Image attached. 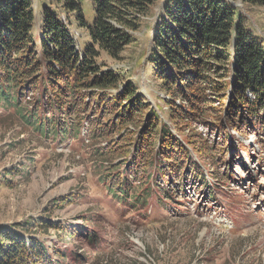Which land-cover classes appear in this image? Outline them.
Wrapping results in <instances>:
<instances>
[{
	"label": "rangeland",
	"instance_id": "1",
	"mask_svg": "<svg viewBox=\"0 0 264 264\" xmlns=\"http://www.w3.org/2000/svg\"><path fill=\"white\" fill-rule=\"evenodd\" d=\"M33 1L36 34L47 7L60 14L79 50L84 49L90 38L78 27L74 15H66L45 0ZM164 3H158L143 19L134 43L120 59L102 54L99 64H106V69L137 87L161 124L181 142H195L198 150L187 144L190 166L203 172L208 188L192 178L184 184L177 176L170 182L165 177L159 180L150 168L142 173L139 159L126 172L137 152L138 127L129 126L120 135L92 138L84 115H51L40 98L43 123L52 116L56 122L66 121L67 133L59 138L39 133L20 118L33 110L31 94L19 112L0 104V227L19 225L18 231L47 246L75 253L59 264H264V135L233 126L223 133L210 122L178 131L170 101L152 79L148 62L152 29L163 14ZM82 5L92 23V1L82 0ZM234 6L264 42V8L240 0ZM71 118L77 120L75 125ZM211 172L219 183L210 180ZM122 179L131 190L124 203L108 188ZM216 184L218 189H211ZM148 188L158 193L143 205L130 203V196ZM86 220L91 222L83 228ZM50 222L66 225L69 237H60V232L48 226ZM28 224L34 225L26 228ZM73 232L77 235L71 239ZM87 236H93V241L88 242Z\"/></svg>",
	"mask_w": 264,
	"mask_h": 264
},
{
	"label": "trees",
	"instance_id": "2",
	"mask_svg": "<svg viewBox=\"0 0 264 264\" xmlns=\"http://www.w3.org/2000/svg\"><path fill=\"white\" fill-rule=\"evenodd\" d=\"M45 1L68 16L74 15L90 40L80 51L69 25L47 7L36 34L33 0H0V104L19 112L23 100L31 94L33 110L20 118L39 133L59 138L67 133L66 121L56 122L54 116L63 113L84 115L92 138L120 135L129 126L138 127L137 152L126 172L128 167L134 169L139 159L142 173L150 168L159 180L165 177L170 182L177 176L184 184L192 178L208 188L203 172L190 166L187 144L198 150L195 142H181L161 124L137 87L106 69V64H99L102 54L120 59L134 43L143 19L163 0H91L92 23L86 19L82 0ZM236 1L165 0L163 14L152 29L148 56L152 79L168 97L172 120L180 132L210 122L223 133L233 126L264 135V42L248 27L234 6ZM240 1L264 8V0ZM40 98L43 109L48 105V113L54 115L45 123L40 117ZM71 120L73 125L77 123ZM156 140L157 145L153 144ZM210 177L220 182L216 173L211 172ZM108 188L123 203L131 192L125 179ZM211 189H218V185ZM211 189L209 195L214 199ZM157 193L148 188L134 198L130 196L129 201L143 205ZM89 222L86 220L83 228ZM48 226L60 232V237L70 235L66 225L50 222ZM20 229L19 225L0 227V264H59L75 256L74 252L47 246ZM75 235L77 232L71 239ZM87 239L93 241V236Z\"/></svg>",
	"mask_w": 264,
	"mask_h": 264
}]
</instances>
